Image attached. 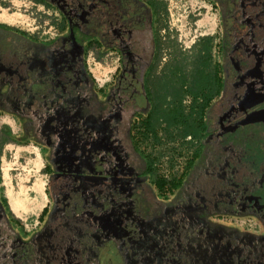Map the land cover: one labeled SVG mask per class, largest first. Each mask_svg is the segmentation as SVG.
Here are the masks:
<instances>
[{
	"label": "flooded vegetation",
	"instance_id": "flooded-vegetation-1",
	"mask_svg": "<svg viewBox=\"0 0 264 264\" xmlns=\"http://www.w3.org/2000/svg\"><path fill=\"white\" fill-rule=\"evenodd\" d=\"M30 1L54 13V32L0 22V115L44 151L47 204L22 234L0 183V264H264V0H203L220 7L221 89L198 139L181 125L167 134L164 121L147 127V71L165 78L188 57V91L206 38L172 37L167 2ZM104 47L117 56L109 91L88 69ZM161 96L174 106L171 91ZM204 102L185 93L180 107L187 116ZM234 217L255 233L227 226Z\"/></svg>",
	"mask_w": 264,
	"mask_h": 264
},
{
	"label": "rangeland",
	"instance_id": "rangeland-1",
	"mask_svg": "<svg viewBox=\"0 0 264 264\" xmlns=\"http://www.w3.org/2000/svg\"><path fill=\"white\" fill-rule=\"evenodd\" d=\"M170 10L169 33L184 46H191L202 37L221 35L220 7L203 0H164ZM56 17L52 11L30 0H0V22L28 32L38 29L53 33ZM167 31V32H168ZM117 56L105 47L90 52L88 69L95 86L109 91L116 68ZM1 191L13 215L21 222L23 232H33L39 226V216L47 204L48 176L45 174L44 151L35 141L28 140L20 122L13 116L0 115ZM9 134V135H7ZM6 140V142H5ZM5 142V143H4ZM184 162L178 163L174 173L182 172ZM167 164L162 170H168ZM10 193L17 199L11 204ZM229 222V223H228ZM227 226L239 233L254 234V223L246 218L234 217Z\"/></svg>",
	"mask_w": 264,
	"mask_h": 264
},
{
	"label": "trees",
	"instance_id": "trees-1",
	"mask_svg": "<svg viewBox=\"0 0 264 264\" xmlns=\"http://www.w3.org/2000/svg\"><path fill=\"white\" fill-rule=\"evenodd\" d=\"M158 48V47H157ZM214 48V38L206 37L198 41L196 47V53L192 58L196 62V70L192 74V81L190 89L184 91L183 86L188 83V77L185 74L183 62L185 61V56H181L183 60L180 62L177 60V57H174V61L177 62L170 70L165 74V78L157 77L154 75L155 66H151L147 71L146 76H148V82L151 84V90L148 88V98L152 102V109L150 113V120L148 122L149 130L157 132V126L160 121L166 122L168 125L165 129L167 134H170L175 127L181 125L183 127L182 136L186 137L192 135L195 138H200L204 132L205 127L202 126V118L205 110L212 100L216 98L221 89V80L218 78V66L214 65L212 62V49ZM158 56L157 54L155 55ZM180 75V76H179ZM179 78L180 81L177 79ZM180 84V85H179ZM175 85H179V88H176ZM171 91L173 96V107H168L163 109V98L161 96L162 91ZM185 93H190L199 98L205 94V102L202 105H199L196 113H190L185 115L182 108L180 107V102L182 103L183 95ZM166 98V97H165ZM198 100V99H197ZM9 135V134H7ZM6 142V140H5ZM4 142V143H5ZM2 143L0 142V161L2 153ZM1 171H0V183H1ZM160 187H164L163 182L160 181ZM177 185L173 186L176 187ZM2 192V191H1ZM4 196V195H3ZM4 202L7 207V211L13 215L10 206L7 202V199L4 196ZM14 216V215H13ZM22 230V234H24Z\"/></svg>",
	"mask_w": 264,
	"mask_h": 264
},
{
	"label": "bare ground",
	"instance_id": "bare-ground-1",
	"mask_svg": "<svg viewBox=\"0 0 264 264\" xmlns=\"http://www.w3.org/2000/svg\"><path fill=\"white\" fill-rule=\"evenodd\" d=\"M10 198H11V204L13 205V207H17V205H18V202H17V199H15V197H13L12 195H11V193H10Z\"/></svg>",
	"mask_w": 264,
	"mask_h": 264
},
{
	"label": "crops",
	"instance_id": "crops-1",
	"mask_svg": "<svg viewBox=\"0 0 264 264\" xmlns=\"http://www.w3.org/2000/svg\"><path fill=\"white\" fill-rule=\"evenodd\" d=\"M11 209V208H10ZM44 209V208H43ZM43 209H42V211H43ZM12 211V210H11ZM42 213V212H41ZM41 215V214H40Z\"/></svg>",
	"mask_w": 264,
	"mask_h": 264
}]
</instances>
